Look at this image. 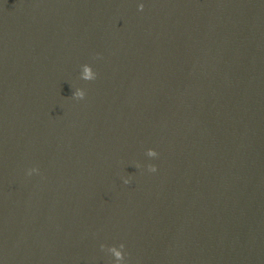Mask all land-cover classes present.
<instances>
[{
  "label": "water",
  "instance_id": "water-1",
  "mask_svg": "<svg viewBox=\"0 0 264 264\" xmlns=\"http://www.w3.org/2000/svg\"><path fill=\"white\" fill-rule=\"evenodd\" d=\"M0 264H264V0H0Z\"/></svg>",
  "mask_w": 264,
  "mask_h": 264
},
{
  "label": "clouds",
  "instance_id": "clouds-1",
  "mask_svg": "<svg viewBox=\"0 0 264 264\" xmlns=\"http://www.w3.org/2000/svg\"><path fill=\"white\" fill-rule=\"evenodd\" d=\"M139 8L140 10L142 11L143 8H144V5L143 3H141L139 5ZM85 79H88V80H95L96 79V74L94 72H92V70L90 68L86 69V73H85V76H84ZM76 98L77 99H83L85 97V91L84 90H78L75 94ZM148 156L151 158V159H157V154L155 152H149L148 153ZM157 169L154 168V167H151L148 169V172L149 173H156ZM38 170L35 169V168H31L28 170V175L31 176L33 173H37ZM128 181H125V184H127ZM113 254L116 256L117 260H122L123 258L120 256L119 253H116L115 251H113Z\"/></svg>",
  "mask_w": 264,
  "mask_h": 264
}]
</instances>
